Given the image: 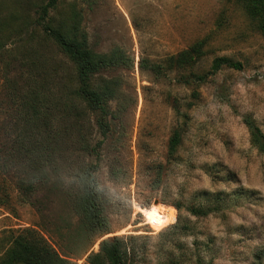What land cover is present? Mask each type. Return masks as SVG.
<instances>
[{"label": "rangeland", "instance_id": "374dc122", "mask_svg": "<svg viewBox=\"0 0 264 264\" xmlns=\"http://www.w3.org/2000/svg\"><path fill=\"white\" fill-rule=\"evenodd\" d=\"M45 2L0 0V186L10 198L0 205V261L11 233L25 227L42 231L63 252L53 228L61 224L63 208V224L64 218L77 219L59 193L47 190V182H38L23 202L14 169L4 165L14 109L3 85L21 79V68L50 90L74 85L72 62L38 23ZM44 22L85 32L96 52L120 47L134 58L131 68L101 70L92 78L94 85L119 80L107 103L116 115L106 117L110 128L104 138L94 110L84 108L79 116L75 107L58 123L69 139L85 134L92 145L102 139L93 176L109 232L87 253L97 251L104 237L133 235L126 264H264V151L252 142L245 123L249 118L264 135V34L244 5L239 0H58ZM199 40L203 54L192 67L164 66L159 73L139 67L141 58L161 63ZM218 56L239 61L241 68L222 66L209 73ZM174 128L181 141L169 154ZM67 143L71 162L63 166L65 173L82 159L96 162L93 154ZM190 207L208 212L195 215ZM72 261L87 264L84 256Z\"/></svg>", "mask_w": 264, "mask_h": 264}, {"label": "trees", "instance_id": "16d2710c", "mask_svg": "<svg viewBox=\"0 0 264 264\" xmlns=\"http://www.w3.org/2000/svg\"><path fill=\"white\" fill-rule=\"evenodd\" d=\"M239 1L264 34V0ZM57 2L58 0H46L40 6L38 23L44 34L72 62L74 85L62 83L50 90L41 80L34 78V72L23 68L18 74L21 79L17 77L19 80L12 79L6 86L3 85L4 90L6 87L8 89L7 94L14 109L13 121L9 127L13 135L5 156L7 163L4 165L14 169L17 189L23 202H28L38 182H47V190H52L55 195L59 193L77 219L76 223H72L69 217L64 218L63 224V208L58 217L63 226L57 224L53 228L62 241L63 252L56 250L42 231L25 227L11 233L10 244L4 251L0 264H73L72 259L82 256L87 264H126L130 255L129 242L135 238L133 235L104 237L99 241L97 251L87 253L97 238L109 232L107 219L102 213L103 199L101 201L93 176L98 165L97 148L102 144V139L94 145L88 142L85 134L77 139H69L58 123L65 120L68 114H74L75 107L80 109L74 110L79 116L84 108L94 110L97 112L99 132L104 138L110 128L106 117L113 118L116 115L108 109L107 103L117 94L119 80L113 77L100 80L99 84L94 85L92 78L101 70L113 67L131 68L134 58L120 47H113L107 52H96L89 47L85 32H70L62 27L46 24L44 20ZM202 45L203 41L199 40L189 48L167 56L161 63L141 58L139 67L154 73H159L164 66L166 69L192 67L203 54ZM222 66L239 69L241 63L226 56H218L212 59L208 72L214 73ZM193 75L196 79H203L202 74ZM245 123L252 142L259 150L264 151V135L260 129L249 118H245ZM180 141L181 131L174 128L168 139L169 154L175 152ZM67 142L78 145L76 148L83 155L93 154L96 162L88 163L82 159L77 166L69 167L67 173L62 171L63 166L71 162V158L67 157ZM9 199L7 192L0 186V205H6ZM189 211L195 215H205L208 208L190 207Z\"/></svg>", "mask_w": 264, "mask_h": 264}]
</instances>
